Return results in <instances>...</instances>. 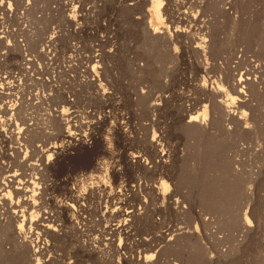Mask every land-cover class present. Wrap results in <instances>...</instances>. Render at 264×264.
<instances>
[{
    "label": "rangeland",
    "instance_id": "1",
    "mask_svg": "<svg viewBox=\"0 0 264 264\" xmlns=\"http://www.w3.org/2000/svg\"><path fill=\"white\" fill-rule=\"evenodd\" d=\"M2 1L13 10L6 14ZM164 2L159 20L152 0H0L7 37L0 43V180L13 172L33 180L38 203L25 211L22 236L15 234L20 220L0 215V264H264V0ZM184 14L190 40L166 37L170 18ZM63 21L72 30L59 37L62 50L43 51L52 25ZM151 22L162 27L155 35ZM33 30L35 56L27 48ZM203 33L216 66L198 72L202 56L183 44ZM75 39L89 55L68 57L67 40ZM111 40L113 53L93 59L92 47ZM95 63L99 82L91 80ZM242 76L250 84L240 95L234 82ZM205 80L213 94L203 95ZM218 87L223 95L213 98ZM204 109L206 128L188 121ZM64 120L99 137L71 148ZM15 123L24 128L20 144ZM138 151L147 163L133 156ZM14 185L1 206L23 197ZM117 205L142 213L115 217ZM117 222L126 225L114 228ZM148 254L154 258L145 261Z\"/></svg>",
    "mask_w": 264,
    "mask_h": 264
},
{
    "label": "bare ground",
    "instance_id": "2",
    "mask_svg": "<svg viewBox=\"0 0 264 264\" xmlns=\"http://www.w3.org/2000/svg\"><path fill=\"white\" fill-rule=\"evenodd\" d=\"M164 1L165 0H152V2H153V10L155 12V16L159 20H162L163 19V16H162V8H164L166 6V4H167ZM5 3H6V1H5ZM5 3H4V1H2L1 7L4 9V11L7 14V11L13 10V8L11 7V5L10 6L9 5L8 6L5 5ZM55 6L56 5H54L53 9H56ZM224 10L222 9L221 11L223 12ZM217 13H218V11H217ZM69 16H70V14L67 13L66 14V17L68 19H70V20H73V18L71 16L70 17ZM3 18L4 17H1L2 20L0 19V24H1L0 31L2 33H5V32H3L5 30V27L3 26V22H4ZM189 20H190V18H189V15L188 14H184L182 17H178L177 19H174V18L171 17L170 20H169V22L164 26V31H162V32H164V34L166 35V37H168L169 39H171L174 36H179V34L184 35V37L186 39V37H188L187 35H189V31L187 29V22ZM200 22L202 23L201 29L202 30L203 29L205 30V28L207 27L206 20H203V21H200ZM36 25H37L36 30L38 32V29H40V26H39L40 24L39 25L36 24ZM261 25H262L261 26L262 33H264V20L261 21ZM161 28L162 27L159 28L158 26H156L154 23L151 22V29L154 31V35H155V32L157 33L159 31V29H161ZM19 30H21V29H19ZM36 30L31 31V34L28 33L29 35L27 34V40H28V42H27V48H29V51L31 53H33L34 56L36 55L35 53H37V51L39 52V49H38L39 48V45H38V48H37L38 50L32 51V49L35 47L34 45L36 43L33 45L34 42H31L30 43V41L36 40V37H35ZM70 30H72L71 29V24L68 21H63V24L62 25H60L58 23L57 24H53L50 33L46 36V39L42 43V50L43 51H46V48H48V50H49L50 53H52V49L59 51V48H60L62 50V47L59 46L58 39L62 35L67 36V33ZM20 32L18 31L15 34V36L16 37L19 36L20 35ZM38 34H39V32H38ZM38 34H36V36H38ZM203 34H204V36L202 35V36H198V37H195L194 35H190L191 36V41L195 44L194 46L189 45V44H193L192 42L189 43L188 45L187 44L186 45L183 44V46H184L183 48H185L186 52H189L190 51V48H192V52H193V49H194L198 53V55L200 57L202 56V60L200 59L199 61H197V71L198 72H206L207 69H209V67H211V64H213L214 66H216L215 65L216 63L215 64L212 63L213 62V58L215 57V55L213 57V54H215V52H214V49L215 48H214V45H212L213 44L212 43V40H211L210 37H207L205 33H203ZM6 39H7V37H6L5 34H0V43L3 42V41H5ZM99 40L100 41H105V35H102L99 38ZM188 40H190V39H188ZM67 42H68V51H67V49H66V51H67L68 57L70 59L73 58V56H74L75 53L89 55L88 53L85 52V48H84V45H83V43H82L81 40H79V39L69 40V41L67 40ZM114 42H115V40H111L110 45H109L108 48L104 47L103 49H101V47L96 46V45L94 47H92V54H94V56H95L93 59H96V57H98V56L100 57L103 51L105 53H107V54L113 53V49L115 47ZM187 42H190V41H187ZM187 42H185V43H187ZM29 43L32 44L34 47L32 48L31 47L32 45L30 46ZM3 45H4V43H1V46H3ZM212 46H213L214 49L212 48ZM30 47H31V49H30ZM66 51L64 53H66ZM218 52H220V51H218ZM197 53H196V55H197ZM210 59H211V61H209ZM209 62L211 64H209ZM214 66H212V67H214ZM90 68H91V73H92L91 80L92 81H95V82H99L101 80V75H100L99 70H98L99 65L97 63H95ZM213 71H215V70H213ZM248 78L249 77L242 76V77H239L238 79H236L235 82H234V88L236 89V91H238L240 93V95H242L245 92V90H243L244 88H240V87H244L243 85H245L248 81H250V79L247 80ZM6 84H7V81H6ZM197 86H198V84H197ZM199 86L202 89V91L205 93V94H203L204 96L205 95H209V94H213V87H212V90H211L210 87L208 88L207 87L208 86V83H206V80H205V82L203 81L202 84H199ZM221 90L222 89L220 87H218L217 89H214L213 98L221 97V93H222ZM222 95H223V93H222ZM67 97L69 98V96H67ZM232 98H234V97H232ZM228 99L229 98H226V99L223 98V96H222V98H219L218 99V101L220 103V106H222V108H226V112L227 111L228 112L230 111L229 109H227V107L229 105V102H227ZM200 100L202 102L203 98L200 99ZM3 105L6 106L5 112H8V110L11 111V108L12 107H10L8 103H5L4 102ZM205 107H206V105H204V108ZM62 112L64 113L65 111L63 110ZM206 119H207V110L204 109L202 112H199L197 114L190 115L188 121L189 122H197L198 126H201V128H206L208 126V123H207ZM64 124H67L66 130H65V136L66 137H69L68 140H67V142H69L68 144H69V146L71 148L72 147H75V146L77 147V145L78 146H80V145L91 146L92 144H94L95 139L99 137V135L96 134V132L93 129H92V131H90L88 129V131L85 130L83 132H77V130L75 129L76 128L75 125L77 123L72 124V123H70V120H64ZM72 127H74V128H72ZM14 129H15V131H14L15 135H14V137H16L17 139H19L16 144H20V138H24V136H25L24 135V131H23L24 128L23 127H19L15 123V128ZM5 136L6 137H9V135L7 133H5ZM21 146H22L21 148H23L26 145H24V143H22ZM53 146H54V148L59 147V146H56V145H53ZM138 152L139 153H137V154H133V156L136 157L139 161L142 160V162L147 163L148 161H147L146 157L144 156L143 152L142 151H138ZM51 155H52V153L49 152L48 157L51 156ZM35 164H37V163L36 162H31V166L32 167L35 166ZM2 172H4V171H2ZM17 174L18 173L13 172V173H11V174H9L7 176L2 177L4 180H2V181L0 180V203L3 202V201H6V199L9 198V195L10 194L12 195L11 191L9 190L10 188L8 189V187L10 185L13 186L15 184L14 185L15 186V189L12 187L15 190V193L18 194V195L23 196V197L19 198L16 201H14L13 199L12 200L10 199L9 204L6 205L7 207L4 206L5 208L3 206H1V204H0V210L2 209V211L0 212V215L2 217L1 218L2 220L1 219L0 220L3 221L5 219V217H7V216H8V218L11 217V219H14L15 222L18 221V220H20V222L18 223V225L15 224L17 226H16V228L14 227L15 228V231H16V233L15 232L14 233L17 236H19V235L22 236V233H21L22 230L21 229L23 228L24 225H27V224L30 223V221L26 217L25 211H26V209L31 208L32 206H36V208H37L38 203L35 200L36 191L34 190V187H36V184H35L36 182H34L33 180H31L30 182L28 180L27 181H23L24 179L22 180V177L21 178L17 177ZM13 182H15V183H13ZM164 182H165V180L162 181V184L163 185H164ZM30 184H33L31 186V188L29 186ZM164 188H165V186H164ZM26 195H27V197H26ZM83 198H84V194L80 193V194H78V196L76 198V201L78 202V201H80ZM3 203H5V202H3ZM5 204H7V203H5ZM66 204H68V208L69 209H70V206L74 207L73 204H70V203H66ZM128 207H127V205L126 206L123 205V207L117 205L116 208L112 209V212H114L113 215L115 217L124 216L125 219L131 220V219H134L135 217H137L138 215H140L142 213V212H138L135 208H132V207L131 208H128ZM242 220H244V222L242 221L244 227L250 228L251 226H253L252 220L250 219V217H248V215H245V218L242 219ZM11 225L13 226V224H11ZM42 225L45 226V227H46V225H48V227H52L51 224H46V225L42 224ZM123 225H126V222H117V223H115V227L114 228H120ZM19 229H20V231H18ZM164 232H165L166 236L168 237V240H172L173 239L174 233H171L170 234V232H166V231H164ZM18 238H20V237H18ZM19 240L18 241L21 242V244L24 243L26 245H28L27 244V241H30L31 242V240H28V239H26L24 237H22ZM242 240H241L242 243H244V241H246V240H243V241ZM261 243H263V242L261 241ZM247 244H249V243L246 242V245ZM263 244H261V245H263ZM124 256H127V255L124 254ZM153 258H154V255L153 254H148V255H146L144 257V260L145 261H148V260L150 261ZM149 264H150V262H149Z\"/></svg>",
    "mask_w": 264,
    "mask_h": 264
}]
</instances>
